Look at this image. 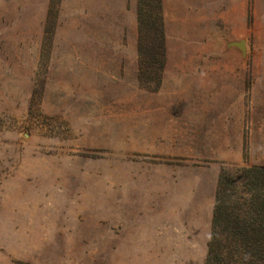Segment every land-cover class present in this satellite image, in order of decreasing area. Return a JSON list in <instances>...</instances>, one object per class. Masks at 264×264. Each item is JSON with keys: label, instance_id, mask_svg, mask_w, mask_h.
I'll return each instance as SVG.
<instances>
[{"label": "rangeland", "instance_id": "rangeland-1", "mask_svg": "<svg viewBox=\"0 0 264 264\" xmlns=\"http://www.w3.org/2000/svg\"><path fill=\"white\" fill-rule=\"evenodd\" d=\"M138 10L0 0V264H207L219 178L264 167V0H163L159 84Z\"/></svg>", "mask_w": 264, "mask_h": 264}, {"label": "trees", "instance_id": "trees-1", "mask_svg": "<svg viewBox=\"0 0 264 264\" xmlns=\"http://www.w3.org/2000/svg\"><path fill=\"white\" fill-rule=\"evenodd\" d=\"M138 1L139 78L159 84L166 61L163 0ZM239 172L219 178L207 264H264V167Z\"/></svg>", "mask_w": 264, "mask_h": 264}, {"label": "water", "instance_id": "water-1", "mask_svg": "<svg viewBox=\"0 0 264 264\" xmlns=\"http://www.w3.org/2000/svg\"><path fill=\"white\" fill-rule=\"evenodd\" d=\"M237 44L240 45V46L243 45L242 43H237Z\"/></svg>", "mask_w": 264, "mask_h": 264}]
</instances>
